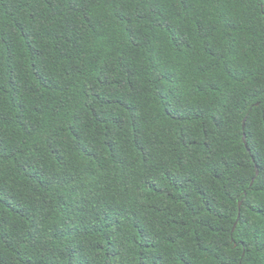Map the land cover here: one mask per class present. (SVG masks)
<instances>
[{"label": "trees", "instance_id": "obj_1", "mask_svg": "<svg viewBox=\"0 0 264 264\" xmlns=\"http://www.w3.org/2000/svg\"><path fill=\"white\" fill-rule=\"evenodd\" d=\"M0 264H264V0H0Z\"/></svg>", "mask_w": 264, "mask_h": 264}, {"label": "water", "instance_id": "obj_2", "mask_svg": "<svg viewBox=\"0 0 264 264\" xmlns=\"http://www.w3.org/2000/svg\"><path fill=\"white\" fill-rule=\"evenodd\" d=\"M244 139H245V143L247 144V141H246V136L244 137ZM234 229H235V226H234Z\"/></svg>", "mask_w": 264, "mask_h": 264}]
</instances>
